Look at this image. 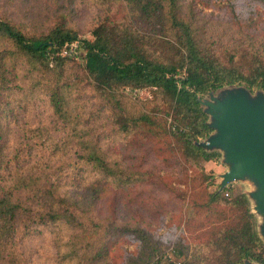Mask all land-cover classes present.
Returning a JSON list of instances; mask_svg holds the SVG:
<instances>
[{"label": "trees", "instance_id": "1", "mask_svg": "<svg viewBox=\"0 0 264 264\" xmlns=\"http://www.w3.org/2000/svg\"><path fill=\"white\" fill-rule=\"evenodd\" d=\"M114 1L125 9L121 23L105 18L91 29V39L79 38L62 22L47 31L29 33L19 23L0 15V264H20L18 241L35 230L41 231L40 227H52L57 253L60 243L66 244L73 255L79 256V264L97 258L101 250L107 251V242L121 229L130 231L133 242H143L144 260L130 264H164L152 254L157 248L143 228H115L111 223L94 220L80 212L62 190L66 184L85 186L86 182H96L101 190L119 192L121 186L133 185L137 172L124 175L121 167L109 163L95 144H42L39 132L32 135L38 143H19L7 150L4 121L10 111L8 97L18 89V62L24 65L22 78L27 73H51L54 85L47 87L49 105L53 115L62 117L66 112L62 88L69 83H57L67 61L58 55V49L77 40L82 51L81 69L98 96L115 106L117 129L126 132L138 128L148 138H167L172 148L194 166L198 159L207 161L218 156L216 151L198 144L212 132L199 96L234 85L264 94V37H240L244 45L238 44L241 47L223 62L204 43L191 21L181 15L180 0ZM49 60L53 62L51 67ZM125 87H150L162 94V117L157 116V107L126 113L115 97L118 89ZM72 150L77 153L75 158H61ZM197 167L202 180H207L202 168ZM222 194L217 189L205 191L200 203L193 202L200 209L215 211L217 220H208L205 250L199 248L184 256V264H203V260L206 264H240L242 260L264 264V245L246 195L237 193L225 198ZM175 250L184 253V246Z\"/></svg>", "mask_w": 264, "mask_h": 264}, {"label": "rangeland", "instance_id": "2", "mask_svg": "<svg viewBox=\"0 0 264 264\" xmlns=\"http://www.w3.org/2000/svg\"><path fill=\"white\" fill-rule=\"evenodd\" d=\"M180 8L181 15L191 21L204 43L223 62L241 47L238 44L244 45L245 40L240 37L245 34L264 37V0H180ZM124 14V6L114 0H0V15L19 23L29 33L44 32L62 22L75 30L79 38L91 39L90 31L100 21L106 18L121 23ZM79 52L81 55L75 59L67 58L61 71L58 69L57 83H69L62 88L66 112L58 118L52 114L48 100L47 87L54 85L51 73H27L26 78H22L24 65L18 62L15 67L18 89L12 90L8 97L10 111L4 121L7 150L19 143L30 145L37 142L32 136L35 132L41 134L38 141L42 144H95L109 163L121 167L124 175L138 173L133 185L121 186V191L116 192L101 190L100 183L86 182L85 186L66 184L62 190L80 212L94 220L105 225L111 223L115 228H143L150 243L157 248L152 254L164 264L166 260L171 264H184V256L199 248L205 250L208 220H217L215 211L200 209L193 202L200 203L205 191L219 190L221 174L228 169L223 152L208 149L216 151L218 156L207 161L197 160V166L208 177L203 181L199 168L185 161L179 151L172 148L169 139L148 138L138 128L126 132L117 129L114 123L117 110L112 102L98 96L86 80L81 69L82 51ZM52 65L49 60L48 66ZM239 87L242 85L223 86L199 97L202 101H209L210 96L219 97L221 91ZM249 95L254 96L255 92H249ZM115 97L128 114L157 107V116L162 117L165 110L162 94L154 88H119ZM75 154L72 150L63 153L61 158L73 159ZM254 190L255 185L242 178L227 183L219 191L228 193L227 196L222 194L225 198L237 193L246 195L255 229L264 245L259 230L264 218L256 212L255 201L248 195ZM176 193L183 195L177 196ZM39 230L18 241L20 264H79V256L73 255L66 244L60 243L57 253L52 227H40ZM179 245L184 246V253L177 254L175 249ZM142 246L141 240L133 242L130 231L121 229V233L117 232L107 242V251L101 250L97 258L81 264L143 261L145 251H141ZM245 262L257 264L247 260L240 264ZM203 264H206L204 260Z\"/></svg>", "mask_w": 264, "mask_h": 264}, {"label": "water", "instance_id": "3", "mask_svg": "<svg viewBox=\"0 0 264 264\" xmlns=\"http://www.w3.org/2000/svg\"><path fill=\"white\" fill-rule=\"evenodd\" d=\"M200 102L214 132L198 144L223 152V161L228 165L221 174L219 190L233 180L247 178L255 185L248 195L264 218V95L258 91L250 96L244 87H239ZM259 230L264 237V219Z\"/></svg>", "mask_w": 264, "mask_h": 264}, {"label": "built area", "instance_id": "4", "mask_svg": "<svg viewBox=\"0 0 264 264\" xmlns=\"http://www.w3.org/2000/svg\"><path fill=\"white\" fill-rule=\"evenodd\" d=\"M79 44L77 40H73L67 43H64L60 46L58 49V55L61 57H66V58H77L78 55L81 53L79 52ZM225 196L228 195L226 191L223 192ZM176 264H179V262H176Z\"/></svg>", "mask_w": 264, "mask_h": 264}]
</instances>
